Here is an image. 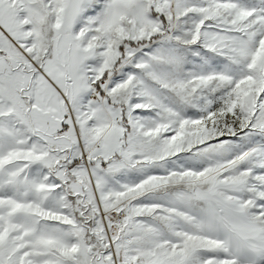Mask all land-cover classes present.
<instances>
[{"label": "snow or ice", "instance_id": "6c2138e0", "mask_svg": "<svg viewBox=\"0 0 264 264\" xmlns=\"http://www.w3.org/2000/svg\"><path fill=\"white\" fill-rule=\"evenodd\" d=\"M0 264H264V0H0Z\"/></svg>", "mask_w": 264, "mask_h": 264}]
</instances>
